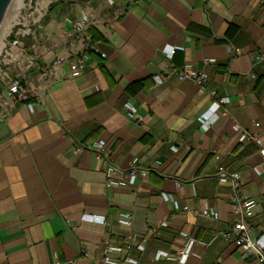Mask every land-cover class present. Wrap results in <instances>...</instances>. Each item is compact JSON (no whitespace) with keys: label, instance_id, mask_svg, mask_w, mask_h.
<instances>
[{"label":"crops","instance_id":"0c3cea01","mask_svg":"<svg viewBox=\"0 0 264 264\" xmlns=\"http://www.w3.org/2000/svg\"><path fill=\"white\" fill-rule=\"evenodd\" d=\"M82 14L102 22L89 31L85 66L72 72L66 37ZM44 18L47 53L24 83L30 98L0 112V264H108L106 244L130 242L131 250L107 256L176 264L155 263V255L174 254L182 232L197 241L185 264H262L216 235L238 218L233 190L215 173L220 164L239 174V192L256 202L249 223L255 234L264 230V156L233 130L238 124L264 142V4L57 0ZM63 57L69 61L58 64ZM171 65L204 72L205 92L188 80L158 84L155 76ZM222 98L228 103L216 108ZM100 141L114 164L138 159L148 176L108 187L106 163L88 149ZM163 193L190 212H175ZM205 207L219 218L196 214ZM126 214L130 226L120 222ZM164 220L168 226L150 236Z\"/></svg>","mask_w":264,"mask_h":264},{"label":"built area","instance_id":"2783aa9c","mask_svg":"<svg viewBox=\"0 0 264 264\" xmlns=\"http://www.w3.org/2000/svg\"><path fill=\"white\" fill-rule=\"evenodd\" d=\"M261 4H264V0H259ZM102 22L99 17H91L86 14L75 21H71L72 30L67 35L66 41L71 42L73 47V61L69 63L70 70L76 72L77 70L83 68L86 64L87 52L92 49L93 41L89 33L90 29L97 24ZM167 56L172 57L175 49H166ZM105 58V55H101ZM260 60L264 59L262 55ZM69 61L66 58H58L57 63ZM215 64V61H212ZM155 80L158 84H164L171 80H188L199 87L200 93H204L206 90L205 84L207 81V75L202 71H191L185 67L176 68L173 65L169 66L163 74L156 75ZM7 97L15 102H26L30 98V92L25 87L22 86L21 82L13 81L7 90ZM228 103V99H219L216 101V108H219L221 104ZM125 111L130 117H135L136 109L129 103L125 104ZM203 120V117H200ZM136 123H140V120H136ZM233 130L238 133L239 141L241 143H253L260 147V151L264 156V142L256 133H252L246 129H242L240 125L235 124ZM106 143L100 141L95 143L93 146L88 147L89 150L96 152L98 158L104 160L106 163V185L108 187L112 186H127L135 184L139 179H143L148 176L149 170L140 164L138 159H133L127 167H120L114 164L106 151ZM83 148L79 147L77 151H81ZM174 150H176L174 148ZM214 159L216 162H220L221 156L214 154ZM216 179L223 184H228L233 190L231 209L232 213L238 218L237 221L230 226L228 231L223 233H216L217 236L224 238L225 240L234 243L236 248L243 254H250L262 264H264V230L255 234L250 223L249 218L252 215V211L256 206L254 199L247 197L239 192L241 181L240 176L237 172L231 171L228 167L218 164L215 173ZM177 186H179L178 181H176ZM162 198L164 201L171 203L175 212L188 213L190 208L188 206L180 207L179 203L173 199L172 196L163 193ZM196 214L210 218L212 220H217L219 218L218 213L205 207L201 211L196 212ZM132 216L130 214L122 215L120 222L124 225H131ZM100 222L106 223V220L101 218ZM168 222L166 220L158 223L150 229V236H154L157 230L161 227H167ZM183 239V244L180 248H174V254L170 252L160 251L155 255V263L160 261L162 258L174 259L176 264H185L189 257L193 254L192 249L197 243L195 239L190 237L188 233L182 232L180 234ZM134 240V238H132ZM132 248V242L126 244L124 247L114 246L111 243L106 244V255L103 257V261L108 264H116L111 260L107 254L110 252H123L129 251ZM138 248L143 251L144 246L138 245ZM127 264H139L137 260L128 259Z\"/></svg>","mask_w":264,"mask_h":264},{"label":"rangeland","instance_id":"374dc122","mask_svg":"<svg viewBox=\"0 0 264 264\" xmlns=\"http://www.w3.org/2000/svg\"><path fill=\"white\" fill-rule=\"evenodd\" d=\"M56 2L57 0H14L13 4L17 3L19 13L11 20L10 29L1 43L0 112L12 101L6 94L10 84L13 81L26 84L28 74L43 67V57L47 53L44 48L46 45L41 39L43 18L50 5ZM12 9L13 5L10 13Z\"/></svg>","mask_w":264,"mask_h":264},{"label":"bare ground","instance_id":"6f19581e","mask_svg":"<svg viewBox=\"0 0 264 264\" xmlns=\"http://www.w3.org/2000/svg\"><path fill=\"white\" fill-rule=\"evenodd\" d=\"M18 8H17V3L13 4V9L12 12L8 15V18L6 19V21L3 23V25L0 27V51L2 49V38L5 35V33L7 31H9L10 29V22L11 20L18 15Z\"/></svg>","mask_w":264,"mask_h":264},{"label":"water","instance_id":"95a60500","mask_svg":"<svg viewBox=\"0 0 264 264\" xmlns=\"http://www.w3.org/2000/svg\"><path fill=\"white\" fill-rule=\"evenodd\" d=\"M14 0H0V27L8 18Z\"/></svg>","mask_w":264,"mask_h":264},{"label":"trees","instance_id":"16d2710c","mask_svg":"<svg viewBox=\"0 0 264 264\" xmlns=\"http://www.w3.org/2000/svg\"><path fill=\"white\" fill-rule=\"evenodd\" d=\"M55 5H56V3L50 5V7H49V9H48V12L51 11V9H53V8L55 7ZM44 20H45V18H44ZM12 38H13V37H11V39H12ZM21 84H22V86H25L23 82H21Z\"/></svg>","mask_w":264,"mask_h":264}]
</instances>
